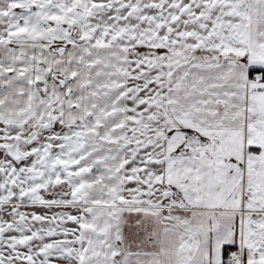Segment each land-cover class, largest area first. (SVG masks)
I'll list each match as a JSON object with an SVG mask.
<instances>
[{
    "label": "snow or ice",
    "instance_id": "obj_1",
    "mask_svg": "<svg viewBox=\"0 0 264 264\" xmlns=\"http://www.w3.org/2000/svg\"><path fill=\"white\" fill-rule=\"evenodd\" d=\"M0 264H264V0H0Z\"/></svg>",
    "mask_w": 264,
    "mask_h": 264
}]
</instances>
